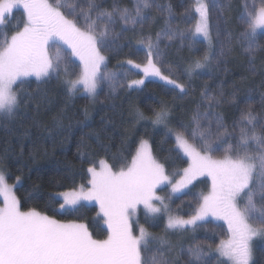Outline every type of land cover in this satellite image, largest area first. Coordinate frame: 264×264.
Masks as SVG:
<instances>
[{
	"label": "trees",
	"instance_id": "obj_1",
	"mask_svg": "<svg viewBox=\"0 0 264 264\" xmlns=\"http://www.w3.org/2000/svg\"><path fill=\"white\" fill-rule=\"evenodd\" d=\"M96 2L102 9L111 11L113 5H117L127 7L135 14L137 0ZM149 3L152 7L145 10V15L150 19L143 26L124 25L116 14L117 22L109 27L108 41L111 44L100 45L105 62L93 101L85 95L70 93L66 88L67 79L79 76L81 65L64 45L61 46L62 51L68 56L61 63L59 73L40 80L28 78L18 82L22 103L14 116L0 118V169L4 171L7 183L15 185L14 193L22 211L35 209L62 221L84 223L93 239L104 240L108 230L97 203L81 205L79 211L60 212L61 201L55 194L87 187L88 168L97 167L100 161H105L118 172L130 163L142 140L148 142L153 157L163 165L167 175L174 178L188 167V161L177 150L166 129L141 123L137 113H142L144 119L152 122L155 113L162 108L167 109L166 126L178 130L198 147L200 141L194 140L192 134L195 130L198 136L204 129L215 158L223 155L228 144L238 143L242 113L251 109L258 117L257 124L262 122L264 31L256 33L250 42L245 35L248 31L245 21L247 12L253 7L259 9L264 6V0H207L213 52L209 66L193 71L191 75L187 74L186 67L206 52L203 43L188 38L196 22L193 0H149ZM80 4L87 6L86 0H80ZM62 10L67 14L68 9ZM92 15L95 17L96 13ZM23 20V11L15 10L0 26V38L10 36L18 25L22 26ZM78 22L83 26L79 18ZM168 26L183 32L185 38L182 40L177 35L167 40L161 37L160 57L157 59L154 55L153 60L164 74L183 83L187 94L180 93L179 89L159 78L146 77L142 71L127 64L128 60L146 64V49L140 40L151 36L155 41L156 34ZM101 27L98 24L97 30ZM190 60L192 63L188 64ZM122 71H127L128 76H121L119 72ZM104 74H111L115 79L105 80ZM134 79H144V84L129 88L128 82ZM202 93L216 97L219 103L210 105ZM194 114H199L198 121L193 120ZM216 116L221 118L224 126L218 141L213 119ZM210 121L211 135L206 131ZM17 177L20 178L19 183L16 182ZM258 182L259 178L254 176L251 186L259 204L262 193ZM209 189V183L204 179L194 182L186 192L175 197H169L168 190L161 189L167 211L164 212L161 204L162 211L157 215L139 211L134 231L137 233L139 226H143L153 236L167 241L162 247L151 242L143 253L146 260L163 253L172 264H194L189 261L187 249L199 245L206 252H211L205 259L212 264H223L224 260L215 254V246L227 237L224 224L206 221L195 228L176 230L168 229L166 224L169 214L189 218L202 202V194L207 195ZM209 243L213 245L211 250L207 247ZM174 244H178L175 256L169 251V246ZM250 264H264V235L252 241Z\"/></svg>",
	"mask_w": 264,
	"mask_h": 264
},
{
	"label": "snow or ice",
	"instance_id": "obj_2",
	"mask_svg": "<svg viewBox=\"0 0 264 264\" xmlns=\"http://www.w3.org/2000/svg\"><path fill=\"white\" fill-rule=\"evenodd\" d=\"M86 5L85 8L80 0H0V26L17 9H22L24 16L22 26L18 25L10 36L0 38V118H10L19 109L22 101L17 90L18 82L33 76L40 80L59 73L65 60L61 55L62 45L67 46L70 54L77 57L82 65L78 78L68 81V91L74 92L79 85H83V90L94 97L101 83V65L105 62L100 45L111 44L108 41L109 27L117 22L116 14L124 25L143 26L150 19L145 10L152 7L149 0H137L135 14H132L127 7L117 5H113L111 11L102 9L96 0H86ZM65 8L68 9L67 14L62 10ZM195 11L199 18L188 38L193 42L202 38L211 48L208 5L204 0H196ZM247 16L248 31L245 35L251 42L257 30L264 29V6L259 9L253 7ZM98 24L102 26L99 31ZM177 35L182 40L185 38L183 32L168 26L156 34L155 41L151 36L142 38L140 44L146 49L147 63L128 60L127 64L142 71L146 77H158L167 85L179 89L180 93L187 94L185 85L164 74L153 60L154 55L157 59L160 57L161 37L172 40ZM52 49L55 50L54 55L50 54ZM209 64L210 54L205 52L186 72L191 75ZM103 79L112 81L115 78L104 74ZM143 84L144 79H134L127 86L133 88ZM202 95L210 105L219 103L214 96ZM137 115L139 119H144L142 113ZM168 115L167 109L162 108L154 114L152 122L166 126ZM199 118V114H194V121ZM213 119L218 141L224 126L219 116ZM257 119L251 109L242 113L238 143L228 144L219 158L212 155L213 149L204 129L198 136L195 130L192 134L194 140L200 141L199 147L190 143L182 133H176V143L188 157L189 166L183 169L181 179L175 183L169 180L163 165L153 157L148 142L142 140L130 163L118 172L101 161L100 171L88 168L91 174L89 189L85 191L81 187L80 191L55 194L61 201L59 207L63 212L79 211L83 201H95L108 226V237L104 240L93 239L85 224L62 223L35 209L22 211L13 191L14 185L10 186L5 174L0 171V197L3 199V206L0 207V264H172L163 253L152 255L147 260L144 258L143 253L151 242L163 246L167 241L153 236L143 226H139L136 234L131 217L139 205H143L146 213L160 214L162 208L155 206L154 200L160 201L167 211L162 198L155 192L161 184L168 183L173 192H178L201 176L211 180V191L207 195L202 194V202L189 218L169 214L167 228H195L199 221L209 216L223 220L229 236L215 246V252L224 258L223 264H250V242L254 237L264 235V118L259 125ZM206 131L212 134L211 121ZM254 176L259 178L258 187L262 193L259 204L251 186ZM19 180L17 177L16 182L19 183ZM207 247L211 250L213 245L209 243ZM187 252L189 261L194 264H212L205 259L211 252H206L199 245L188 248Z\"/></svg>",
	"mask_w": 264,
	"mask_h": 264
},
{
	"label": "rangeland",
	"instance_id": "obj_3",
	"mask_svg": "<svg viewBox=\"0 0 264 264\" xmlns=\"http://www.w3.org/2000/svg\"><path fill=\"white\" fill-rule=\"evenodd\" d=\"M193 2H194V11H195V4H196V0H193ZM204 2L207 4V0H204ZM22 10V9H21ZM23 11V10H22ZM195 15H196V20L199 18L198 17V14L196 13V11H195ZM196 23V22H195ZM194 28V27H193ZM264 31V29H258L257 30V32L256 33H260V32H263ZM197 41H199V42H201V43H203L204 45H205V47H206V52H208L209 54H210V58H211V55H212V52H213V43H212V46H211V48H209V46H208V43L206 42V41H204L202 38H197ZM67 50H69L70 52H71V50L70 49H68L67 48V46H64ZM52 52H53V55H54V51L52 50ZM61 55L62 56H64V58H66L65 56H68V53L67 52H61ZM73 57V59L75 60V61H77V62H79L80 63V61H79V59L77 58V57H75V56H72ZM190 63H192V60H190L189 61ZM104 64V63H103ZM103 64L101 65V67L103 66ZM80 65H81V63H80ZM186 68H189V67H186ZM81 70H82V65H81ZM119 73H121L120 75L121 76H123V75H126V76H128V72L127 71H125V72H119ZM115 77V76H114ZM147 77H149V78H154V76H147ZM28 78H35L34 76L33 77H28ZM27 78V79H28ZM78 78V77H77ZM77 78H75V79H77ZM155 78H158V77H155ZM36 79V78H35ZM71 80H74V79H71ZM68 79H67V81H66V88L68 89ZM142 86V85H141ZM140 87V86H139ZM97 91H98V89H97ZM71 93H79V94H82V95H85V96H87L91 101H93L95 98H96V95L94 96V97H92V96H89L88 95V93L87 92H85L84 90H83V85H79L78 86V90H76V91H74V92H71ZM97 94V93H96ZM140 121H141V123L142 122H146V123H148V124H150L152 127H154L155 128V125L156 126H160V127H163V128H165L166 129V131H167V133L173 138V140H174V142H175V145H176V148H177V150L180 152V154L188 161V166H189V159H188V157L186 156V155H184V153H183V151L178 147V145H177V143H176V133H181V132H179L178 130H176V129H174V128H172V127H169V126H164V124H159V125H157V124H155L154 125V123L153 122H151L150 120H148V119H140ZM140 121H139V123H140ZM104 162V164L105 165H107L108 167H110L109 166V164L108 163H106L105 161H103ZM97 171H100L101 170V168H102V165H101V161L98 163V166L97 167H94ZM111 168V167H110ZM112 169V168H111ZM113 170V169H112ZM0 171H2V169H0ZM114 171V170H113ZM3 173H4V171H2ZM115 172V171H114ZM5 174V173H4ZM88 174H89V181H90V179H91V174L88 172ZM166 174V173H165ZM167 175V174H166ZM182 175H183V171L182 172H180V173H178L174 178L173 177H171V176H169V175H167L168 176V178H169V180H171L173 183H175L176 181H179L180 179H181V177H182ZM6 176V175H5ZM202 179H204V180H206V181H208V183H209V186H210V189H209V192L211 191V180L208 178V177H206V176H201V177H198V178H196L195 180H193L192 181V183L191 184H189L187 187H184L181 191H178V192H173L172 191V186L170 185V184H168V183H164V184H161L160 186H158L156 189H155V192H156V195H158L159 197H161L162 198V200H164V197H163V194H164V191H161V189H167L168 190V196L169 197H175V196H178V195H180V194H183L184 192H186L187 190H188V188L191 186V185H193L194 184V182H197L198 180H202ZM7 182V181H6ZM10 185V184H9ZM10 186H13V185H10ZM91 187V185H90V183L88 182V186L87 187H83V189L86 191L87 189H89ZM209 188V187H208ZM14 189H15V185H14V187H13V191H14ZM81 190V188H78L76 191H80ZM73 191V190H72ZM15 194V193H14ZM56 198H58V197H56ZM59 199V198H58ZM0 201H1V203H2V205L0 206V207H2L3 206V199H2V197H0ZM93 204H96V202L95 201H93V202H88V201H83L82 202V204L81 205H87V206H91V205H93ZM153 204L155 205V206H157V207H159L160 206V202L159 201H157V200H154L153 201ZM100 208V207H99ZM143 211V213L145 212L146 213V211H145V209H144V207H143V205H139L138 206V209H137V211L133 214V216L131 217V221H132V223H133V225L134 224H136V221H137V217H138V213H139V211ZM60 212H63V211H61L60 210ZM164 212H165V210H164ZM101 213V212H100ZM144 213V214H145ZM102 214V213H101ZM147 214H149V213H147ZM102 216H103V214H102ZM104 218V217H103ZM53 219H56V220H59V219H57V218H53ZM60 222H62V223H81V222H73V221H69V222H67V221H62V220H59ZM206 221H212V222H215V223H222V224H224V226L226 227V230H227V237L225 238V239H227L228 238V236H229V232H228V227H227V224L223 221V220H219V219H216V218H214V217H211V216H209L206 220H204V221H199L197 224H200V223H203V222H206ZM82 224H84V223H82ZM166 224H167V220H166ZM104 225H105V227H106V229L108 230V226H107V224L105 223V218H104ZM186 228H193L192 226H187ZM184 229V228H183ZM136 234H138V230H137V233ZM263 235H260V236H256V237H254L253 239H252V241L253 240H255L256 238H260V237H262ZM108 237V236H107ZM107 239V238H106ZM252 241L250 242V244H251V253H252ZM162 247V246H161ZM170 248L169 249H171V250H169L170 252H173V254H174V256H175V252L177 251V248H178V244H174L173 246H169ZM215 254H216V256H218L220 259H222V260H224V258L223 257H220L216 252H215Z\"/></svg>",
	"mask_w": 264,
	"mask_h": 264
},
{
	"label": "bare ground",
	"instance_id": "obj_4",
	"mask_svg": "<svg viewBox=\"0 0 264 264\" xmlns=\"http://www.w3.org/2000/svg\"><path fill=\"white\" fill-rule=\"evenodd\" d=\"M231 5H232V4H231ZM236 5H237V4H236ZM232 6H233V5H232ZM232 6H231V8H232ZM228 7H229V6H228ZM228 7H227V8H228ZM170 15H171V14H170ZM156 20H157V19H156ZM154 23H155V22H154ZM162 26H163V25H162ZM179 52H180V51H179ZM177 53H178V52H177ZM179 54H180V53H179ZM191 55H192V54H191ZM187 60H188V58H187ZM171 63H172V62H171ZM180 63H181V62H180ZM188 64H190V62H189ZM185 67H186V66H185ZM185 126H186V125H185ZM222 144H223V143H222ZM222 144H221V145H222ZM219 146H220V145H219Z\"/></svg>",
	"mask_w": 264,
	"mask_h": 264
}]
</instances>
